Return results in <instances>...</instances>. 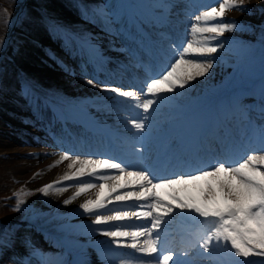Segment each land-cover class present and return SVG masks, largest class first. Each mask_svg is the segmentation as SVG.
Segmentation results:
<instances>
[{"label":"rangeland","instance_id":"1","mask_svg":"<svg viewBox=\"0 0 264 264\" xmlns=\"http://www.w3.org/2000/svg\"><path fill=\"white\" fill-rule=\"evenodd\" d=\"M126 1L128 9L125 7ZM20 4L15 10L7 11L1 22V29L5 28L7 32L9 28V32L5 37V50L0 54V83L9 87L7 91L0 87V264L21 263L20 256L27 253L21 251L20 242L15 246V234L25 237L26 229H42L38 228L37 223L48 226L51 218H65L60 221L66 228L61 239L70 243L86 240L95 234L96 227L86 225L88 227L81 229L71 224L94 219V216L81 215L79 210L81 199L87 193L93 197L94 189L67 206L63 201L76 191L75 182H68L73 186L62 194L44 197L37 191L65 173L74 171L68 169L65 161L57 163L61 155L54 158V154L47 152L56 149L51 148L53 141L49 130L46 128V131L45 126L36 120L38 115L44 120L52 116L48 100L45 99L56 97L65 102L64 106L83 105L86 110L100 111L104 116L115 113L118 107L114 94H104L98 87L92 89L86 81L92 78L123 89L141 88L151 75L166 65L170 66L173 53L169 44L187 42L186 33L192 18L210 6L218 7L217 0H21ZM29 7L35 11L30 13ZM243 8L244 11H227L223 17V22H235L237 27L220 37L224 48L216 54V62L210 73L159 105L158 111L152 114L147 140L153 139L148 138L153 133L172 132L164 143V146L168 145L171 136L188 117L191 107L204 105V109L208 104L206 102L212 100L224 106V117L220 121L216 105L211 103L209 106L212 113L207 115V119L210 121L214 116L215 127H221L217 131L207 126V131H213L214 139L225 131L233 137L237 148L246 147L242 157L237 159L246 157L260 144L261 129H264V114L261 112L264 72L260 73L264 69V0H243ZM22 9L25 13L17 18ZM97 9L119 13V22L115 27L143 38V45L128 40L114 41L108 32L110 28L114 32L115 27L109 25L108 20L96 16L94 13ZM3 12L5 10L1 11L0 8V19ZM128 12L130 19L126 18ZM18 39L21 47H24L20 57H16V53L11 55L17 49ZM161 44L164 51L160 50ZM152 56L155 58L153 61L149 59ZM91 57L95 60L91 61ZM99 57L102 60L100 63L96 60ZM160 61L163 63L161 68H151L150 75L144 74L140 67H134L140 63L150 67V63ZM97 63L99 65L96 67ZM123 66L128 69L125 70ZM130 76L135 82L131 83ZM123 81L131 84L123 85ZM245 83H248V87L239 85ZM232 94L233 106L230 104ZM94 96L97 99H93ZM203 109L197 111L196 115L200 116ZM58 110L61 111V108ZM227 114L230 116L225 117ZM245 141H248V145ZM75 148L78 151V147ZM78 152L80 154V149ZM157 154L162 156L163 148ZM167 154L170 155V152ZM82 182H88V178ZM16 194H20L25 201L20 211H13ZM57 213L65 215L57 216ZM15 215L18 219L14 220ZM197 226L204 231L203 224L198 222ZM18 229H22L23 234ZM9 230L14 238H10ZM193 232L194 227L191 234ZM193 235L196 237L190 242L192 246L197 245L201 236L196 232ZM57 244L53 251L46 248L50 247L47 245L32 247L46 255V259H61L66 264H80L84 262V256L89 259L90 254L105 258L109 264L118 258L115 255L104 257L103 250L99 249L102 245H94V252L90 250L86 254L81 252V245L86 242L73 246L67 243L68 251ZM189 249L180 248L179 252H187V256L177 253V258H182V261L199 259L198 264H232L237 259L223 248H214L210 258L208 254L199 255L197 250L202 253V249L198 246Z\"/></svg>","mask_w":264,"mask_h":264},{"label":"snow or ice","instance_id":"2","mask_svg":"<svg viewBox=\"0 0 264 264\" xmlns=\"http://www.w3.org/2000/svg\"><path fill=\"white\" fill-rule=\"evenodd\" d=\"M217 4L192 18L187 42L169 44L173 53L170 66L148 78L141 88L123 89L92 78L86 81L91 87L114 94L115 103L127 113L123 122L136 141L131 151L141 163L65 152L57 163L70 161L67 167L74 171L37 190L48 197L62 194L73 186L68 182H75L76 191L63 201L67 206L89 190L99 189L95 199L79 204L83 215L94 216V232L110 238V246L116 249H131L147 258H122L120 264H191L190 260H178L176 251L165 250L161 233L174 217L196 219L205 226L197 245H193L202 249L199 255L208 254L210 258L214 248H223L237 258L232 264H264V129L259 149L242 159H236L237 146L227 132L214 140L200 139L170 155L166 153L155 163L145 159L152 114L178 91L210 73L216 54L224 48L220 37L237 27L235 22H223V17L230 10H245L243 0H217ZM94 14L113 27L120 18L119 13L105 9H97ZM108 35L114 41L144 43L143 38L120 27L114 32L110 28ZM160 50L164 51L162 44ZM85 177L99 183L82 182ZM15 198L13 211H20L25 201L20 194ZM179 255L187 256V252ZM33 257L39 259L42 253L33 248L23 264H31ZM40 264L49 262L41 259Z\"/></svg>","mask_w":264,"mask_h":264},{"label":"bare ground","instance_id":"3","mask_svg":"<svg viewBox=\"0 0 264 264\" xmlns=\"http://www.w3.org/2000/svg\"><path fill=\"white\" fill-rule=\"evenodd\" d=\"M128 16L129 17L131 16L129 14V12H128ZM90 60L92 61L95 59H92V57H91ZM96 60L99 63L102 61L100 57ZM91 61H89V62H91ZM155 64L160 65L161 63L156 62ZM98 65H99L98 63L95 64L96 67ZM123 67H125V66H123ZM141 68H142V72L144 74L150 75L149 74L150 70L147 67L141 66ZM160 68H161V66H159V69ZM150 77H152V75ZM121 84L128 85L129 82L123 81V82H121ZM103 93L109 94L108 92H105V91H103ZM233 97H234V94L231 95L230 104H232ZM43 98H44V96H43ZM93 99H97V98L94 96ZM45 100H48L47 101L48 105H50L53 108V111L51 112V114H52V117H54V121L52 119L51 122L53 123V125L55 127H60L59 132L62 135H64V133H65V129H66L65 127H69L68 130L71 131V123H73L75 125H78L79 127H82L84 130H87L85 133H81V136L79 137L78 143L93 144L96 142V138L93 135L92 128L93 129L97 128L98 133L102 134L100 137L102 139V140H100L101 145H103V143L110 145V143L113 142V139H118L123 144L122 149L125 150V159L128 162L141 163L139 158L135 157L132 154V151H131L132 145L135 144L136 141L131 138L133 134L129 133L125 128V124L123 121H124V118L127 115V113L124 111V109L121 106L116 105L118 107V111H116L115 113L110 112V113H108L107 116H104L100 111L91 112L90 110H86L84 107L78 106L77 104H69L68 106H64L63 104L65 102L63 100H60L59 98H56V97H50V98L45 99ZM215 101H217L216 98H215ZM206 103H208V104H205L204 109H203L204 105L199 106V107H197V106L191 107L192 109L189 110L188 117L186 118V120L182 124L179 125L178 130L171 136L172 137L171 141L166 146V148L168 147V149H164V153L162 156H158V154H157L158 150H160L163 147L164 143L170 137V134L172 132L166 133V132L162 131L163 133L150 134L148 136V138H153L154 140L153 139L152 140H146V143L148 145V152L145 154L147 156L146 159L151 158L152 162L155 163L156 158L163 157L166 153H169V152L171 154L172 152H174L178 149H182L186 145H188L194 141H198V140L202 139V136H203L207 126H209V125H211L214 130L220 131L221 127H219V126L215 127L214 116H213V119H211L209 121L207 119V115L212 113L209 106L211 103H214V105H216V112L218 114L217 118L220 121L224 117L223 116L224 115V106H222L218 101L213 102L211 100V101L206 102ZM59 108H61V111L62 110L64 111V114H61V111L58 110ZM201 109H203V112L200 114V116H197L196 112L201 110ZM54 110H55L56 114H55ZM228 116H230V114H227L225 117H228ZM58 118L61 120V122L56 121ZM36 120L38 121V123H39V121H41V118L39 115H38V117H36ZM42 120H44V119L42 118ZM44 122L48 123L47 120ZM74 131H75V129H74ZM88 131H89V133H88ZM75 132H77V131H75ZM77 133H80V132H77ZM85 134H89V136H87ZM205 141H207V140H205ZM245 142H246V145H248V141H245ZM173 145H175L176 147L174 148ZM138 146L139 145H137V147ZM259 147H260V144H257L256 148H254L253 150H258ZM86 149L89 150V148H86ZM244 149H245L244 146H241L240 149L236 147V152H235L236 159L243 155ZM51 151H52L51 154H54V156H53L54 158H57L60 155H63V154H60L58 152H55V150H51ZM47 152H50V150ZM103 152H106V151H103ZM80 153L83 154L82 151H80ZM106 156H110V153L109 154H103L101 157H106ZM81 157H86V156L81 155ZM97 157H99V156H97ZM65 163H70V161H65ZM85 178H87V177H85ZM85 178H84V181H85ZM88 182L99 183V181L90 180V178H88ZM98 191H99V189H94L93 197H92V195L87 193V195L84 197V199L83 198L81 199L80 203H83L84 200H86V199H95ZM105 192H107V188H105ZM108 214H110V213H108ZM64 215L65 214L57 213V216H64ZM81 215H83V214L81 213ZM63 220H65V218H63V217L51 218L50 224L48 226H43V225L38 224V223H37V225H38V227L44 229V230H41L42 233H44L48 237L50 235V237H49L50 240L54 239L57 241V243L62 245L63 249L66 248L65 251H68L67 245H66L67 243H69L70 245L73 246L75 244L80 245L81 243L86 242V244L81 245V252L82 253L85 252L86 254H87V251H90V250L93 251L94 245H96V246L102 245L100 247H103L106 250H109V248L111 247V250L109 252V256L110 257L114 256V255L117 256L118 258L115 259L116 262H114L113 264H119V261L122 259L121 256H122L123 249L122 248L116 249L113 246H110V238H108V237H104V236L96 234L94 232L95 234L92 235L90 238H88L86 240L81 239L80 241H75L72 243L61 239V234L66 229L65 225L60 223V221H63ZM92 220L93 219H90V220H87L86 222L78 221V222L71 223V224L75 227H81V229H84L85 227H88V226L89 227H96L95 225L92 224ZM52 221L58 222V223H53ZM197 224H198V222L196 219H181L179 217H176V218L174 217L172 219V221L165 226V231L161 233V236H162V239L164 242V247H168L167 242L165 241V237L168 234L171 235V233H172V235H174V237H176L175 242H178V243H184L187 240H193V238L196 237L195 235H193V233H195V232L197 233V235H199V234L202 235L203 230H202V228L200 229V227L197 226ZM86 225H88V226H86ZM192 227H194L195 232H193L191 234ZM18 230H19V233L23 234L22 229H18ZM26 230H27V234L25 237L23 235H18V234L16 235L15 234V246H17L18 242H20L22 244V247H21L22 250L21 251H24L27 253L26 256L25 255L20 256V259H21L20 262L21 263H17V264H23L24 259L29 256L31 250L33 249L32 245H35V244H38L39 242H42L43 237L41 238V235L28 234L30 229H26ZM8 232H10V235H11L10 238H14L13 232H11L10 230ZM51 237H52V239H51ZM107 238H108V241H105ZM104 241H105V243L103 244ZM52 242H53V240H52ZM171 247H173V245H171ZM17 249L20 250V248H17ZM197 251H198L197 253H200L199 250H197ZM126 252H127V250H126ZM130 252H132V250ZM133 254H134V257L132 259H139L138 254H135V253H133ZM89 256H90L89 259H86L84 256L83 261L85 264H109V262L105 258H100L94 254H90ZM46 257L47 256L44 254H42V257H40L39 259L33 257L31 264L40 263V260L46 259ZM196 257H199V256L196 255ZM126 258L129 259V257H126ZM93 259H97V261L96 260L94 261ZM177 259L182 261V258H180V257ZM198 260L199 259H193V261H191V264H198L199 263ZM45 261L49 262V264H66V261H61V259H52L51 258V259H46Z\"/></svg>","mask_w":264,"mask_h":264},{"label":"trees","instance_id":"4","mask_svg":"<svg viewBox=\"0 0 264 264\" xmlns=\"http://www.w3.org/2000/svg\"><path fill=\"white\" fill-rule=\"evenodd\" d=\"M20 3H21V0H0V8H1V11H2V9L5 10V12H3V17L0 19V31H1V34H0V50L2 49V47H3L4 43H5V37L8 36V32H9L8 31L9 28L7 29V32H5V28H2L1 29V22H2V20L5 19L4 16H5L6 12L7 11H10L11 9H14L15 10L18 5H21ZM39 6L41 7L43 5H39ZM28 9H31L29 11L30 13H32V12L35 11V9H33L31 7H29ZM23 13H25V10H23V12H21L20 15H22ZM19 42H20V39H18L16 41V43H17V49L15 51L16 52V55H18V56L19 55H22V49H24V47H21V43H19ZM15 217H16V215H15Z\"/></svg>","mask_w":264,"mask_h":264},{"label":"water","instance_id":"5","mask_svg":"<svg viewBox=\"0 0 264 264\" xmlns=\"http://www.w3.org/2000/svg\"><path fill=\"white\" fill-rule=\"evenodd\" d=\"M94 261L96 260L97 261V259H93Z\"/></svg>","mask_w":264,"mask_h":264}]
</instances>
